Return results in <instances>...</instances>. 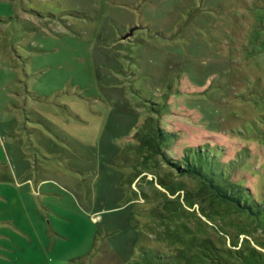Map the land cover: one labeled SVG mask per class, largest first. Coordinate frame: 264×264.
Wrapping results in <instances>:
<instances>
[{"label":"rangeland","instance_id":"1","mask_svg":"<svg viewBox=\"0 0 264 264\" xmlns=\"http://www.w3.org/2000/svg\"><path fill=\"white\" fill-rule=\"evenodd\" d=\"M0 264H264V0H0Z\"/></svg>","mask_w":264,"mask_h":264},{"label":"trees","instance_id":"2","mask_svg":"<svg viewBox=\"0 0 264 264\" xmlns=\"http://www.w3.org/2000/svg\"><path fill=\"white\" fill-rule=\"evenodd\" d=\"M207 146L189 148L188 151H194L191 156L184 154L180 159L164 158L177 174L198 178L201 192L210 195L212 198L219 197L228 201L239 202L234 197V191L230 190V186L234 187V184L228 181L229 161L222 160L223 152L217 155ZM238 191L239 189L236 192Z\"/></svg>","mask_w":264,"mask_h":264}]
</instances>
